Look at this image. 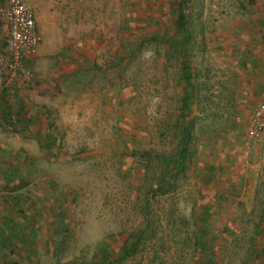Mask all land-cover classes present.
I'll return each instance as SVG.
<instances>
[{
  "label": "rangeland",
  "instance_id": "obj_1",
  "mask_svg": "<svg viewBox=\"0 0 264 264\" xmlns=\"http://www.w3.org/2000/svg\"><path fill=\"white\" fill-rule=\"evenodd\" d=\"M29 1L58 52L0 76L28 113L12 104L10 123L0 106V148L31 161L26 187L0 183V206L24 201L6 260L89 263L101 244L117 260L142 232L117 264H264V134L245 138L264 96V0L184 4L196 92L182 165L179 0Z\"/></svg>",
  "mask_w": 264,
  "mask_h": 264
},
{
  "label": "trees",
  "instance_id": "obj_2",
  "mask_svg": "<svg viewBox=\"0 0 264 264\" xmlns=\"http://www.w3.org/2000/svg\"><path fill=\"white\" fill-rule=\"evenodd\" d=\"M186 0H179L177 3V15L175 19V30L176 35L178 37V44L176 48V54L180 59V72L182 75L183 85V94L180 98L179 109L182 116V123L179 128V141H180V149L178 152V160L179 165L183 164L185 157L187 156V148L188 142L190 138L189 131V122L187 121V113L188 107L194 101L195 92H196V78L194 73L191 71L190 67V59H189V50L188 46L190 40L189 27L188 22L184 13V4ZM19 87L16 84H12L9 86H5L0 90V106L3 108L2 117H8L10 119V123H12V115L9 114V109L12 106H16V114H28L26 111H23V101L18 96ZM45 114V112H44ZM28 118V117H27ZM15 127V126H14ZM14 130L16 128H13ZM45 143L48 145H52L54 143V138L46 135ZM11 158H18L20 160L18 164H11L8 161ZM30 158L27 156H23L19 159L17 153H7L4 149L0 148V183L4 188L7 184L12 181H16L15 184L11 188H6L5 191L9 193H17L22 188L26 187V180L24 178L25 172L28 171L31 162ZM11 175H16L17 180L15 178H11ZM9 180V182H8ZM19 195V194H17ZM24 201L19 196H12L10 201H6V198L3 196L1 198V206H0V252L2 258H5V251L9 248H14V243L18 242L20 238L19 233L16 231L17 224H15L14 217L23 216L24 215ZM13 217V218H12ZM142 232L138 234H134L131 237L132 240H126L122 245V254L117 260H112L110 258L109 253L107 252V248L105 244H101L99 246V257L96 261L84 263V262H68V263H58V264H117L121 262L127 255L133 253L138 246L141 239ZM29 245V244H27ZM16 264V263H15Z\"/></svg>",
  "mask_w": 264,
  "mask_h": 264
},
{
  "label": "built area",
  "instance_id": "obj_3",
  "mask_svg": "<svg viewBox=\"0 0 264 264\" xmlns=\"http://www.w3.org/2000/svg\"><path fill=\"white\" fill-rule=\"evenodd\" d=\"M0 25L6 29L0 49V76L26 73L24 61L33 57L39 45L34 12L29 0H1ZM264 134V96L253 106L245 127L247 143L255 144Z\"/></svg>",
  "mask_w": 264,
  "mask_h": 264
},
{
  "label": "crops",
  "instance_id": "obj_4",
  "mask_svg": "<svg viewBox=\"0 0 264 264\" xmlns=\"http://www.w3.org/2000/svg\"><path fill=\"white\" fill-rule=\"evenodd\" d=\"M1 2V0H0ZM38 20V18L36 19ZM38 27V25H37ZM5 31L6 33V29L1 25L0 26V36L2 35L1 33H3ZM41 34V38H42V41L41 43L39 44V47L37 48V55L39 56H43V55H46V54H56L58 52V50H53L55 49L56 46H50V50H49V46L47 47V43H46V38L49 36L48 33L45 31H42V29L39 28L38 30ZM4 33V34H5ZM60 44V43H59ZM53 45H57V43H53ZM57 51V52H55ZM0 214H1V211H0ZM13 218V217H12ZM16 261L11 259L10 260H6V257L5 258H2V255H1V252H0V264H15Z\"/></svg>",
  "mask_w": 264,
  "mask_h": 264
}]
</instances>
